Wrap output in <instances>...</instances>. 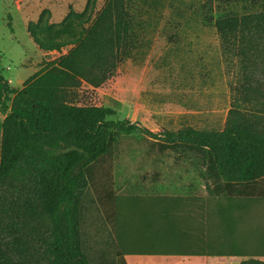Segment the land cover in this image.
<instances>
[{
    "label": "trees",
    "instance_id": "trees-1",
    "mask_svg": "<svg viewBox=\"0 0 264 264\" xmlns=\"http://www.w3.org/2000/svg\"><path fill=\"white\" fill-rule=\"evenodd\" d=\"M223 3L264 0H220ZM98 0L82 12L71 10L60 23L44 10L28 32L45 52L68 53L43 62L40 71L13 87L0 73V264H89L82 249L79 210L88 186L86 168L108 150L113 133H141L167 144L208 151L213 172L201 176L211 194L222 196L226 183L264 177V10L244 15L208 16L227 59L252 65L236 87L237 98L223 130L187 126L155 132L140 122L117 117L111 107L78 104L83 83L99 88L130 59L139 40L127 0ZM257 59V60H256ZM214 187V188H213ZM117 264H128L119 256ZM241 264H264L249 258Z\"/></svg>",
    "mask_w": 264,
    "mask_h": 264
},
{
    "label": "rangeland",
    "instance_id": "rangeland-1",
    "mask_svg": "<svg viewBox=\"0 0 264 264\" xmlns=\"http://www.w3.org/2000/svg\"><path fill=\"white\" fill-rule=\"evenodd\" d=\"M107 1L98 0L96 14ZM86 5L87 0H0V73L13 87L23 88L43 62L71 49L40 50L28 32L29 23L38 22L44 10H50L51 22L60 23L71 10L82 12ZM127 7L139 40L136 50L101 87L84 82L77 103L114 108L118 118L155 132L187 126L223 130L239 95L236 87L253 66L224 56L217 29L207 18L260 12L264 2L254 6L220 0H127ZM256 76L263 78L264 73ZM239 102L255 111L264 103L245 106L240 95ZM213 170L206 150L167 144L141 133H113L107 152L86 168L88 186L79 221L88 263L117 264L123 245H128L123 241L129 235L123 231L124 219L138 223V211L151 206L139 195L189 190L205 194L201 174ZM235 184L239 183L229 186Z\"/></svg>",
    "mask_w": 264,
    "mask_h": 264
},
{
    "label": "crops",
    "instance_id": "crops-1",
    "mask_svg": "<svg viewBox=\"0 0 264 264\" xmlns=\"http://www.w3.org/2000/svg\"><path fill=\"white\" fill-rule=\"evenodd\" d=\"M201 179L205 194L189 190L139 195L146 201L144 205L149 202L151 206L143 208V213L138 211V223L128 219L122 223L123 231L130 235L124 236L128 245L122 250L128 264L264 260V177L234 186L226 183L222 196L211 194L209 181ZM134 225L138 226L131 228Z\"/></svg>",
    "mask_w": 264,
    "mask_h": 264
}]
</instances>
